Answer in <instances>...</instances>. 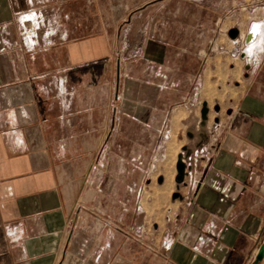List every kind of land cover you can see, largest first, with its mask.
I'll list each match as a JSON object with an SVG mask.
<instances>
[{
    "label": "crops",
    "instance_id": "0c3cea01",
    "mask_svg": "<svg viewBox=\"0 0 264 264\" xmlns=\"http://www.w3.org/2000/svg\"><path fill=\"white\" fill-rule=\"evenodd\" d=\"M194 3L0 0V264L253 263L264 231V83L214 128L205 116V128L182 133L180 180L157 176L168 195L149 199L142 187L181 94L168 72L211 50L212 26L225 24L227 0L202 22L180 15ZM196 22L207 44L198 49ZM253 35L261 71L264 26ZM150 56L160 57L154 74Z\"/></svg>",
    "mask_w": 264,
    "mask_h": 264
},
{
    "label": "rangeland",
    "instance_id": "374dc122",
    "mask_svg": "<svg viewBox=\"0 0 264 264\" xmlns=\"http://www.w3.org/2000/svg\"><path fill=\"white\" fill-rule=\"evenodd\" d=\"M232 1L227 0V11L224 14L226 18L223 19L225 24L220 28L216 25L211 28L212 44L209 46L212 49H205V52L194 56H182L180 61L183 69L180 70V75L177 76L173 71L168 72V76L165 75L166 80H178L177 90L181 94L178 102L171 104L172 106L165 116L164 126L167 128L165 127L166 132L163 134L161 150L159 152L153 150L147 152V180L142 182V187H146L149 199L151 196L153 198L159 197L162 192H165L166 195L170 193L171 186L167 187L168 182L163 187L158 186L157 176L163 174L167 180H170L173 175H177L175 164L179 147L178 138H181L182 133L184 134L185 130L189 128L190 131L205 128L206 122L204 123L201 119V109L207 108V119L211 128H214L219 120H225L226 114L236 107L241 97L253 95L258 88L257 84L259 82L264 83V65L261 71L257 69L258 56L252 55L248 51L252 44L240 50L228 37L230 29H237L236 31H240V35H243L250 32L253 24L264 26V0L260 2L258 0H243L242 4L237 3L236 5ZM218 2L219 0H195L192 8L182 7L180 15L185 16L186 11L189 10V14L196 16V20L202 22V18L205 20L218 13ZM172 9L175 8L169 5L165 6L164 10L168 13ZM258 9L260 10L258 11ZM257 11L258 15L256 14ZM183 20L186 21L185 17ZM198 27L196 22L198 30H195L193 37L197 49L207 45L203 43L202 39L205 31ZM187 42L185 37L183 39L184 47L187 46ZM150 57L153 64L148 67L154 74V71L157 72V61H160V57ZM262 59L264 63V58ZM192 60L196 78L191 86L186 81V74L189 72L187 69H190ZM173 89L175 87H172V97L177 95ZM262 93H264V87H262ZM215 118L217 123L214 122ZM189 122L191 125L184 129V126ZM197 125L198 129L196 128ZM147 181L151 182L150 189ZM148 223L151 222L148 221ZM260 240V247L264 248V231H262ZM259 264H264V259Z\"/></svg>",
    "mask_w": 264,
    "mask_h": 264
},
{
    "label": "water",
    "instance_id": "95a60500",
    "mask_svg": "<svg viewBox=\"0 0 264 264\" xmlns=\"http://www.w3.org/2000/svg\"><path fill=\"white\" fill-rule=\"evenodd\" d=\"M236 30L237 29H230L228 31V37L230 39H234L237 36L238 31H236ZM200 114H201V119L204 120L205 116L207 114V108H205V107L202 108L201 111H200ZM183 170H184V165L180 161H178L177 164H176V171H177V174H178L177 180H180ZM158 182L159 183L161 182V178H159ZM173 197H175V194H174ZM263 253H264V248L260 247L252 264H257L258 262H260L263 259V256H264Z\"/></svg>",
    "mask_w": 264,
    "mask_h": 264
},
{
    "label": "built area",
    "instance_id": "2783aa9c",
    "mask_svg": "<svg viewBox=\"0 0 264 264\" xmlns=\"http://www.w3.org/2000/svg\"><path fill=\"white\" fill-rule=\"evenodd\" d=\"M249 34H250V32H248V33L246 34L245 38H242V37L240 36V31H238L237 36H236L234 39H231V41H232V43H233L234 45H236V47H238L240 50H242L243 48H245V46H246V47H247V46H250L251 43L254 41V40H251V42H250V41H247V38H248V35H249ZM234 51H236V49H234ZM214 122H215V123L218 122L216 118L214 119ZM198 125H199V123H198ZM198 125L196 126L197 129H198Z\"/></svg>",
    "mask_w": 264,
    "mask_h": 264
},
{
    "label": "bare ground",
    "instance_id": "6f19581e",
    "mask_svg": "<svg viewBox=\"0 0 264 264\" xmlns=\"http://www.w3.org/2000/svg\"><path fill=\"white\" fill-rule=\"evenodd\" d=\"M256 32H257V31H256ZM246 34H247V33H246ZM246 34H243V35H240V36H241L242 38H245ZM254 38H256V37H254L253 32H252V33H250V34L248 35L247 41H250V42H251V40H253Z\"/></svg>",
    "mask_w": 264,
    "mask_h": 264
},
{
    "label": "clouds",
    "instance_id": "9594fccd",
    "mask_svg": "<svg viewBox=\"0 0 264 264\" xmlns=\"http://www.w3.org/2000/svg\"><path fill=\"white\" fill-rule=\"evenodd\" d=\"M260 26L258 24L252 25V32L255 33ZM249 52H251V48L248 49Z\"/></svg>",
    "mask_w": 264,
    "mask_h": 264
}]
</instances>
